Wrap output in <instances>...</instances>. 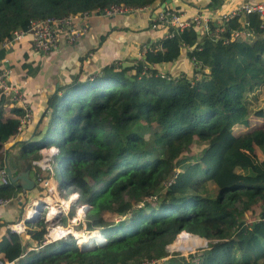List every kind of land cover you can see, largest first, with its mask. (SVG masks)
<instances>
[{
  "label": "trees",
  "instance_id": "obj_1",
  "mask_svg": "<svg viewBox=\"0 0 264 264\" xmlns=\"http://www.w3.org/2000/svg\"><path fill=\"white\" fill-rule=\"evenodd\" d=\"M163 2L0 0V43L15 29L27 30L34 19L95 13L109 5L155 4L156 9ZM221 4L209 0L206 7L214 10ZM216 27L209 20L200 35L191 23L180 31L167 27L130 65L105 64L83 80L73 79L48 100L50 127L56 123L59 129L53 135L43 130L37 140L23 143L24 150L57 147L61 186L89 205L85 229H99L105 241L80 249L67 235L44 244L46 224L40 220L29 233L37 244L33 249L25 251L27 244L13 233L2 234L0 260L264 264V116L254 120L263 108L257 102L264 99V21L256 14L232 17L222 21L217 37ZM238 29L250 34L232 38L230 33ZM182 50L191 74L170 76L157 68L175 61ZM6 51L0 48V57ZM22 65L27 76L34 75L35 68ZM13 105L0 93V152L17 133L22 110ZM5 106L12 108L3 117ZM194 142L204 143L201 154ZM204 152L218 153L214 167L203 159ZM3 159L0 153V168ZM18 190L9 182L0 184V198H11ZM187 234L205 238L206 244L193 254L173 252L159 260L168 255L170 239L174 245L193 237ZM180 244L185 251L190 243Z\"/></svg>",
  "mask_w": 264,
  "mask_h": 264
},
{
  "label": "crops",
  "instance_id": "obj_2",
  "mask_svg": "<svg viewBox=\"0 0 264 264\" xmlns=\"http://www.w3.org/2000/svg\"><path fill=\"white\" fill-rule=\"evenodd\" d=\"M243 1L249 0H222L219 8L212 10L206 7L209 0H170L165 3L164 7H161L160 4L153 11L145 10L143 12L123 13L122 15L112 16H104L100 13H89L86 17L76 16L75 20L78 22V26L82 28L78 38L70 43L58 38L55 48L45 56H41L32 50L30 35H26L6 49L7 51L0 57V60L10 69V80L21 82V90L32 106L31 115L33 120L32 123L26 124L21 131L10 137L9 141L2 145L1 156L3 157L4 152L7 150V158L10 159L16 169L26 168L25 162H27L30 164V169L35 173L38 168L31 163L36 159L29 158V154L32 151L26 152L23 145L21 149L16 146H19L17 144L20 143L25 144L28 140H37V136H40L38 134L45 130L51 111L48 107V100L56 94H60L62 88L73 79L83 80L105 64L119 61L122 66H125L132 63L130 60L139 58L143 47L148 42L158 39L167 32V27L165 26L150 27V18L156 10L160 8L173 10L172 8L178 7L184 17L196 15L207 17L208 20L215 22L219 14ZM251 1L264 2V0ZM150 9L152 8L150 7ZM22 64L29 65V68H35L34 75L27 76L26 67ZM156 66L160 71L170 76H176L183 72L186 74L192 73V66L185 58L184 50H182L175 61L160 63ZM14 107L20 109L19 105L14 104ZM11 108L10 106L3 108V117L8 114V110ZM235 129L240 130L241 127L236 126ZM48 146L55 145L51 144ZM37 153L40 157L39 151ZM43 194V190L41 192L36 189L26 192L18 190L9 203L0 207V237L5 232H9L7 225L18 221L22 217L24 209L31 202L39 200L43 203L53 204L57 200L46 197ZM74 195L76 194L73 192L72 196ZM30 216L31 212L28 217L30 218ZM27 225L26 234L13 233L21 238L22 244H27L25 251L37 246L36 242L29 237V233L37 225L35 222L27 223ZM66 226H69V223H66ZM23 256L21 255V257Z\"/></svg>",
  "mask_w": 264,
  "mask_h": 264
},
{
  "label": "built area",
  "instance_id": "obj_3",
  "mask_svg": "<svg viewBox=\"0 0 264 264\" xmlns=\"http://www.w3.org/2000/svg\"><path fill=\"white\" fill-rule=\"evenodd\" d=\"M145 10L153 11L154 9H150V6L124 7V6L109 5L97 11L104 16H112L115 13L121 14V13H130V12H143ZM245 14H256L261 21H264V2L251 1V0L243 1L235 5L233 8L219 14L217 16V21H215L217 27L215 28L214 36L217 37V33H219L222 30V28L220 27L222 21H227L232 17L240 18ZM86 15L87 12L83 11L80 13L67 14L60 17L49 16L41 19L31 20L29 22V26L27 30H23V29L13 30L10 33V37L3 40L0 43V48L6 50L10 48L14 43L20 41L26 35H30L32 50H34L41 56H45L49 51L55 48L58 38H61L62 40L68 43L76 40L82 28L78 26V22L75 20V17L76 16L86 17ZM208 21L209 20L207 17H199L196 15L190 17H184L183 14H181L180 12L178 13L174 10L160 8L152 14V17L150 18V27L155 28V27L165 26L180 31L184 27L189 26V24L191 23L197 28V31L199 32L200 35L201 33L203 34L207 30ZM230 34L232 38H236L241 36H247L250 33L244 29H238V30H233ZM144 49L145 46L143 47L142 52L144 51ZM114 62L119 63V61H114ZM10 75H11L10 69L6 67L0 60V93L4 96L9 97V102L11 101V105L13 104L19 105L20 109L22 110L21 115L17 118L18 125L16 126V130L17 132H19L29 121L31 115V109L29 107V102L26 99L24 92L21 90V86H22L21 82L11 81ZM38 151L40 157L32 161L31 163L38 168L33 175V180L35 181V184L41 186L46 197L57 199L56 201H54L53 204H47L46 202L44 203H46L47 206H51V207L53 205L55 206V208L58 206L60 210L57 213H63L67 215L68 214L67 211L69 207L72 205V203H74V201L77 198L72 199L71 198L72 194H69L67 198H63L62 193L64 192V187H62L61 184L57 185L53 183L52 176L46 177L43 174L47 171L50 172L52 171L51 163L54 161V155L58 152V149L56 146H50L48 148L45 147L39 148ZM7 183H8V179L5 176L4 169L0 168V184L5 185ZM11 198H0V207H3L7 203H9ZM38 202H39V208H35V210H37L35 216L33 215L31 218L25 217V209H24L22 217L18 219V221L7 225L8 231L19 235L26 234L25 231L27 230L28 227L27 223H33L37 218L39 211L40 210L42 211L44 209V208L40 209L42 202L39 200ZM32 205L33 202H31L27 206V208H30V206ZM81 206H84V208L79 216L78 214L79 212L77 210ZM87 206H88L87 204L83 203L75 208V216L71 217L69 221L70 224L69 226H67L68 229L65 228L67 231L63 235H61L62 237H64L66 234L73 235L70 228L75 225V221L84 218V214H85L84 211L87 208ZM45 209L47 210V208ZM45 219H46L45 221L48 220L47 217ZM58 228H60L58 224L55 227L51 225L49 228H47L48 233L44 236L43 242L49 243L56 239H59V237L61 236H55V237L50 236V233ZM150 263L154 264L155 262L151 260L149 262L142 261L137 264H150ZM156 263H158V261H156ZM0 264H9V262L0 260Z\"/></svg>",
  "mask_w": 264,
  "mask_h": 264
},
{
  "label": "rangeland",
  "instance_id": "obj_4",
  "mask_svg": "<svg viewBox=\"0 0 264 264\" xmlns=\"http://www.w3.org/2000/svg\"><path fill=\"white\" fill-rule=\"evenodd\" d=\"M113 15H119V13H115V14H113ZM11 81H13V80H11ZM13 82H16V81H13ZM6 97H8V96H6ZM9 98V97H8ZM259 103V106L260 107H263L262 109H257V111H258V116H255V118H254V120H261L262 119V117L264 116V99H262L261 97L259 98V100H258V102H257V104ZM29 107H30V109H31V111H32V106L30 105V103H29ZM32 120H33V117H32V115H30V119H29V121L27 122V124H30V123H32ZM45 129H46V131L48 132V133H50V134H55L54 132H55V130H58L59 129V126L55 123V126H52V127H50V120H49V122L46 124V126H45ZM236 130V132H240V130H237V129H235ZM35 140V139H34ZM7 143V142H6ZM17 145H19V146H16L17 148H19L20 147V149H21V146L23 145V143H20V144H17ZM194 145H195V147H194V149L195 150H197V154H201V149L203 148H205V145H204V143H201V142H194ZM35 148H32L31 150H34ZM190 150V148H188L187 150H186V152L187 151H189ZM204 154H205V152H204ZM217 152H213L212 154H210V155H208L207 153L205 154V158H203V159H205V160H209V161H212V164H211V166H215V164H216V162H217V158H216V156H217ZM204 156V155H203ZM210 156V158H208ZM39 157V155H38V153L36 152V151H32L30 154H29V158H34V159H37ZM51 168H52V171L50 172V171H47V172H45L44 173V176H52V181H53V183H56V184H61V166L60 165H58V160H57V158H55V160L51 163ZM34 189H36L38 192L40 191H42V188H41V186L40 185H38V184H36L35 185V188ZM64 189H66V188H64ZM69 190L68 189H66L63 193H62V197L63 198H66L67 196H68V194H69ZM72 199H74V197H72ZM151 200V199H150ZM81 203H83V202H81V201H78V203H72V205L69 207V209H68V211H70L71 210V213H69V215H67L66 216V214H63V213H57V212H55V213H48L47 212V210L44 208L42 211L40 210L39 211V214L37 215V218L35 219V224L36 225H38L39 224V222H40V220H43V222L46 224L45 226H44V230H45V233H44V236L48 233L47 232V228H49L51 225L53 226V227H55L57 224L60 226V227H63L64 229H61L62 231H64V232H66L67 230L66 229H68V227L66 226V223H69L70 224V222H68V220L70 221V217H71V215H73V216H75V208L76 207H78ZM20 209H21V207H20ZM26 209V208H25ZM87 210H88V208L87 209H85V216H86V212H87ZM67 211V212H68ZM78 214H79V216H80V213L82 212V209L81 208H79L78 209ZM85 216H84V218L82 219H80V220H78V221H75V225L74 226H72L70 229H71V232L73 233V235H74V237L76 238V240L78 241V236H76V234L77 233H84V234H88V233H90V232H96V231H100L99 229H94V230H86L85 229V224H86V221H87V218H86V221L84 220L85 219ZM109 218H111V220L112 221H117V218L115 217V216H110V215H107ZM48 218V220L47 221H45L46 219L45 218ZM69 217V218H68ZM38 227H36L35 229H37ZM66 228V229H65ZM101 232V231H100ZM181 232V231H180ZM68 235H70V236H72L71 234H68ZM51 237H53L52 235H51ZM94 237V236H93ZM60 239H62L63 237L61 236V237H59ZM73 238V237H72ZM194 239H196V237H192L190 240H186V241H180V242H186V243H190L189 244V246H188V248L185 250V251H183V247H181V250L179 249V250H177L178 249V247L181 245V244H179L180 242H178V243H176L175 245H173V243L171 242V239H170V242L166 245V249L168 250V255L166 256V257H164V258H162V260L163 259H165V258H168L169 256H170V253H173V252H178L180 255H183V256H186L187 254H189V253H191V254H193L195 251H196V249H198V248H202V247H204V245L206 244V240L205 241H203V243L201 242V240H199V239H197L198 240V246H193L192 247V241L194 240ZM74 240V239H73ZM80 240V239H79ZM94 240H95V237H94ZM81 241V240H80ZM199 241H200V245H199ZM79 242V241H78ZM92 244V243H91ZM91 244H89V246L91 245ZM81 245H83L82 244V241H81ZM171 245H173V246H171ZM177 245V246H176ZM84 246V245H83ZM170 247H174L173 249H171ZM161 260V259H160Z\"/></svg>",
  "mask_w": 264,
  "mask_h": 264
},
{
  "label": "water",
  "instance_id": "obj_5",
  "mask_svg": "<svg viewBox=\"0 0 264 264\" xmlns=\"http://www.w3.org/2000/svg\"><path fill=\"white\" fill-rule=\"evenodd\" d=\"M169 1L170 0H164V2L161 4V7H163L165 3H168ZM154 5L155 4H152L151 7H154ZM3 158H4L3 159V169L5 172V176L8 179L9 183L17 185L20 188L21 192L33 190L36 184H35V181L33 180L34 171L30 169V164L25 162L26 168H23L20 170L16 169L14 167V164L10 161V159L7 158V150L4 152ZM195 236L205 241V238L199 237L197 235ZM79 247L80 249L85 248L84 246H79Z\"/></svg>",
  "mask_w": 264,
  "mask_h": 264
},
{
  "label": "bare ground",
  "instance_id": "obj_6",
  "mask_svg": "<svg viewBox=\"0 0 264 264\" xmlns=\"http://www.w3.org/2000/svg\"><path fill=\"white\" fill-rule=\"evenodd\" d=\"M46 206V207H45ZM35 208H39V202L38 201H33V205L32 206H30V208H27L26 207V209H25V217H27V218H29L28 217V215L30 214V212H31V216H30V218L34 215L35 216V213L37 212V210H35ZM42 208H47V210H48V212L49 213H55V212H59V210H60V208L57 206L56 208H55V206H53L52 205V207L51 206H47L46 205V203H42L41 204V207H40V209H42ZM79 208H81L82 210H83V208L84 207H79ZM78 208V209H79ZM39 209V210H40ZM78 211V210H77ZM61 229H64V228H58V229H56V230H54V231H52L51 233H50V236L52 235L53 237H55V236H59V234H60V236L61 235H63L65 232L64 231H62ZM95 234H98V239L99 240H95V242H99V241H101L102 240V235H100L99 233H96L95 232ZM79 235V236H78ZM76 236H78V241H79V243L81 244V241H82V244L84 245V246H89V244H91V243H93L94 242V237H93V234L92 233H88V234H84V233H77L76 234ZM186 236H193V237H196L195 235H186ZM76 239V238H75ZM81 241H80V240ZM196 239H199L198 237H196ZM199 240H201V239H199ZM181 241H186L185 239H183V240H181ZM202 241V240H201ZM76 242H77V240H76ZM94 242V243H95ZM180 244V243H179ZM199 244H200V241H199ZM82 245V246H83ZM175 245V244H174ZM80 246V245H79ZM171 246H173V245H171ZM177 250H179V247H178V249Z\"/></svg>",
  "mask_w": 264,
  "mask_h": 264
},
{
  "label": "clouds",
  "instance_id": "obj_7",
  "mask_svg": "<svg viewBox=\"0 0 264 264\" xmlns=\"http://www.w3.org/2000/svg\"><path fill=\"white\" fill-rule=\"evenodd\" d=\"M150 7H151V6H150ZM163 7H164V6H163ZM151 8L154 9V7H151ZM98 10H100V9H98ZM78 13H80V12H78ZM91 13H93V12H91ZM95 13H100V12H98L97 10H95ZM70 14H71V13H70ZM75 14H76V13H75ZM87 14H89V12H87ZM122 14H123V13H122ZM66 15H67V14H66ZM43 147L48 148L49 146H48V147L43 146ZM40 148H41V147H40ZM38 149H39V148H38ZM8 182H9V181H8ZM73 192H74V191H70L69 194H72ZM76 193H77V192H76ZM69 194H68V195H69ZM77 195H78V193H77ZM67 197H68V196H67ZM67 197H66V198H67ZM78 201H79V195H78L77 199H76L74 202H77V203H78ZM42 203H43V202H42ZM81 204H83V203H81ZM85 204H87V203H85ZM87 205H88V204H87ZM87 208H89V205L87 206ZM87 208H86V209H87ZM68 215H69V211H68ZM66 216H67V215H66ZM72 216H73V215H71V217H72ZM84 216H85V214H84ZM71 217H70V218H71ZM85 220H86V216H85ZM93 230H94V229H93ZM182 231H184V230H182ZM179 232H180V231H179ZM96 233H99L100 235H102V240L99 241V242L92 243L90 246L85 247V248H91V247H93V245H94V246H96V245H100V244H102V243L105 241V236H104V234H103L102 232H100V231H96ZM67 235H68V234H66L65 236H67ZM65 236H64V237H65ZM64 237H63V238H64ZM71 237H73V235H72ZM59 239H60V238H59ZM59 239H56V240H59ZM73 239H74L73 241H74L75 245H76L78 248H80L79 245H78V243L76 242V239H75L74 237H73ZM43 241H44V235H43ZM43 241H42V242H43ZM54 241H55V240H54ZM43 243H44V242H43ZM49 243H50V242H49ZM44 244H47V243H44ZM160 259L162 260V258H160ZM160 259H159V260H160ZM159 260H158V261H159Z\"/></svg>",
  "mask_w": 264,
  "mask_h": 264
}]
</instances>
